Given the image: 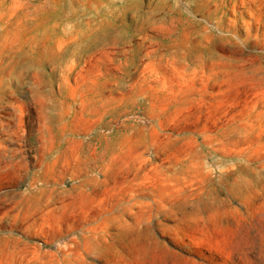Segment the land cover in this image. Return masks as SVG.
<instances>
[{"label":"rangeland","instance_id":"rangeland-1","mask_svg":"<svg viewBox=\"0 0 264 264\" xmlns=\"http://www.w3.org/2000/svg\"><path fill=\"white\" fill-rule=\"evenodd\" d=\"M0 264H264V0H0Z\"/></svg>","mask_w":264,"mask_h":264}]
</instances>
